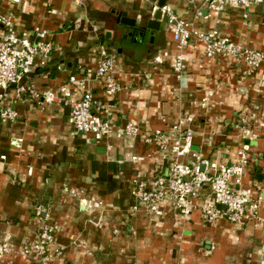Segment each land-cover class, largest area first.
Masks as SVG:
<instances>
[{
  "label": "crops",
  "instance_id": "1",
  "mask_svg": "<svg viewBox=\"0 0 264 264\" xmlns=\"http://www.w3.org/2000/svg\"><path fill=\"white\" fill-rule=\"evenodd\" d=\"M166 2L196 28H218L235 42L264 51V4L249 10L245 23L238 9L205 17L203 8L198 17L199 2ZM151 5L148 0H0V13L12 17L18 32L39 26L54 43L48 64L37 66L29 79L37 90L58 91L71 75L94 76L105 44L116 54L123 85L113 120L140 130L136 137L97 140L69 125L68 103L13 104L17 119L0 118V234L17 248L34 241L41 205L56 227L54 244L64 250L53 264H264V64L250 73L206 56L204 44L193 41L185 51L186 68L175 71V43L164 17L158 30L118 22L126 13L139 20L137 27L146 24ZM158 55L161 61L155 60ZM93 89L103 95L98 84ZM184 116L193 118L194 149L208 158L231 162L243 143L250 146L244 180L262 199L258 219L211 226L199 211L185 219L172 206L162 217L132 212L133 179L153 174L158 159L148 158L155 150L144 135ZM13 260L37 264L20 253Z\"/></svg>",
  "mask_w": 264,
  "mask_h": 264
},
{
  "label": "built area",
  "instance_id": "2",
  "mask_svg": "<svg viewBox=\"0 0 264 264\" xmlns=\"http://www.w3.org/2000/svg\"><path fill=\"white\" fill-rule=\"evenodd\" d=\"M148 1L152 2L153 14L158 9L162 11L172 32L175 52L171 55V64L175 71L186 68L185 51L193 41L204 44L206 56L224 58L250 73L264 64L263 50L235 42L218 28H196L167 2L160 6L159 0ZM192 1L200 3L196 11L198 17H203V8L208 10L205 17L238 9L245 23H248L249 10L264 4V0ZM0 25L4 27L0 34V118L3 121L17 119L18 111L13 104L19 100L37 102L43 107L63 101L71 105L68 123L76 132L91 133L97 140L138 135L140 130L134 123L128 122L121 127L113 120L114 100L123 85L117 77L116 54L105 44L100 46L94 76L71 75L58 91L49 88L39 91L29 79L37 66H46L50 61L54 43L48 38V31L36 26L18 32L12 17L2 13ZM161 57L158 55L155 60L161 61ZM94 83L101 86L103 95L95 93ZM208 95L210 93L204 101ZM192 121V117H179L166 129L152 130L144 135L145 142L152 144L156 153V157L155 153H150L148 158L158 159L153 174H139L133 179L132 212L162 217L166 208L172 206L185 219L199 211L203 222L211 226L223 222L245 224L258 219L262 199L255 196L254 186L244 180L252 160L250 146L243 143L237 159L231 162L208 158L193 147ZM242 123L246 120L242 119ZM20 141L15 139L14 144L19 146ZM133 159L141 158L134 156ZM35 220L37 238L19 248L0 234V264H15L13 257L18 253L31 257L37 264H53L56 258L63 256V248L54 244L56 227L49 222V210L39 205Z\"/></svg>",
  "mask_w": 264,
  "mask_h": 264
},
{
  "label": "water",
  "instance_id": "3",
  "mask_svg": "<svg viewBox=\"0 0 264 264\" xmlns=\"http://www.w3.org/2000/svg\"><path fill=\"white\" fill-rule=\"evenodd\" d=\"M166 3V0H160L158 4L160 6L164 5ZM162 11L160 9L156 10V12L152 15L151 18H149L146 22V24H143L142 26L137 27L139 20L137 18H130L126 15V13H122L119 16L118 22L131 25L134 27V29H155L158 30L160 28V24L162 21ZM143 33V32H142Z\"/></svg>",
  "mask_w": 264,
  "mask_h": 264
}]
</instances>
